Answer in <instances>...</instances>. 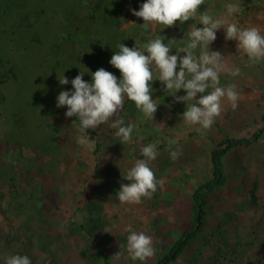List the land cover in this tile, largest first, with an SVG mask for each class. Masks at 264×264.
<instances>
[{"label": "rangeland", "instance_id": "rangeland-1", "mask_svg": "<svg viewBox=\"0 0 264 264\" xmlns=\"http://www.w3.org/2000/svg\"><path fill=\"white\" fill-rule=\"evenodd\" d=\"M145 2L110 1L95 11L89 2L81 0H0V56L4 64L0 67V145L19 142L24 157L31 159V163L63 175L61 189L65 191L55 216L57 230L63 237L54 244L51 253L38 248L30 250L20 231L27 213L16 209L10 187V177L16 173L21 160L11 152L0 150V230L6 235L0 239V264H5L6 255L15 254L27 255L32 264H90L89 236L75 224L85 222L84 207L92 201L103 203L106 224L99 240L113 257L121 253L119 260L114 259L115 264H141L132 261L127 254L129 228L151 236L155 255L143 264L157 263L165 253L157 243V221L165 211L162 197L168 185H176L174 193L179 209L166 210L167 222L184 229L188 213L180 212L185 211L195 188L210 177L214 143L220 142L226 134L236 138L251 137L262 127L264 60L251 62L246 54L238 51L236 41L226 40L221 28L210 49L219 51L226 59L228 71L220 74V86H237V109L233 110L224 99L221 114L210 129L188 125L182 118L187 105L176 103L163 90L165 86L155 80L151 82L152 98L158 106L154 119L145 117L134 102L118 113L124 126L136 125L131 143L122 144L116 137L117 129L111 124L117 117L93 130L94 133L87 132L95 140L91 149L77 143L80 128L74 119L66 117V107H57L61 91H74L71 80L83 72L84 81L91 83L90 73L104 68L119 81L122 74L110 64L118 43L129 48L137 45L142 50L144 43L159 35L167 38L165 43L172 38L179 42L195 23L194 20L184 24L177 22L167 28L149 25L145 30L141 27L143 19L131 11H139ZM230 3L240 5V11L229 17L231 22L258 27L264 35V0H205L199 11L209 8L215 18L225 13L224 6ZM171 54H176L175 48ZM236 69L239 75L232 76L230 72ZM3 73L6 77L1 75ZM63 75L69 84L59 83L58 77ZM176 95L184 96L186 92L180 90ZM1 96L7 97L6 103L2 104ZM14 114L25 118L24 128L14 123ZM148 144L156 145L158 155L150 162V167L158 180H164V185L158 186L150 199L142 198L139 204H121L117 193L122 183H130L122 174H126L137 159L143 158L140 149ZM172 151L179 153L175 160L171 158ZM245 154L246 159L237 156L228 162L229 185L210 198L215 208L196 243L203 241L216 227L230 222L234 213L245 219L234 234L240 235L242 242H248L249 235L264 226V210L250 209L240 214L232 202L242 180L241 164L264 168V138ZM217 197L222 198L221 201ZM167 222L161 221L159 225ZM204 251V257L213 254L208 245H204Z\"/></svg>", "mask_w": 264, "mask_h": 264}, {"label": "clouds", "instance_id": "clouds-1", "mask_svg": "<svg viewBox=\"0 0 264 264\" xmlns=\"http://www.w3.org/2000/svg\"><path fill=\"white\" fill-rule=\"evenodd\" d=\"M205 0H146L139 11L132 9V14L142 18L145 30L149 25L172 27L177 22L190 26L185 38L179 42L172 38L165 43L161 35L149 39L143 49L136 45L129 48L123 43L117 44V51L110 64L122 74V79L100 68L92 76L91 83L85 82L83 72L71 80L74 91H61L57 97V107L67 108L66 117H77L80 135L77 143L89 149L95 143L87 134L89 129L96 130L113 117L111 127L117 129L115 135L122 144L132 142L135 124L124 126V120L118 118L123 111L125 98L134 102L136 108L147 118L154 119L158 106L153 100L151 82L159 80L165 93L172 96L176 103L187 105L182 115L188 125H199L208 130L222 111V100L226 99L233 110L238 108L239 92L235 84L220 86V74L228 71L226 59L219 51H212L210 45L217 39L216 32L225 31L226 40L236 41L238 51L255 63L264 60V35L258 27L238 26L229 17L240 11V5H225V13L215 18L209 8L200 12ZM203 25L198 28L197 25ZM183 45V46H180ZM175 48L176 54H171ZM184 53L185 55H181ZM178 69V71H177ZM232 76L239 75V70H232ZM61 85L69 84L63 75L58 77ZM184 90L186 95H176ZM199 94V99L197 96ZM155 144L142 146L140 157L123 178L130 183H122L117 193L121 204H139L142 198H151L157 187H163L164 180L157 179L150 167V162L157 158ZM178 151L171 152L173 160L178 158ZM126 251L132 261L141 264L155 255L151 236L143 232L128 229ZM121 253L113 259L119 260ZM5 264H32L27 255H6Z\"/></svg>", "mask_w": 264, "mask_h": 264}, {"label": "trees", "instance_id": "trees-1", "mask_svg": "<svg viewBox=\"0 0 264 264\" xmlns=\"http://www.w3.org/2000/svg\"><path fill=\"white\" fill-rule=\"evenodd\" d=\"M81 1L89 2L91 8L97 11L110 1L123 3L129 0ZM3 65V58L0 56V67ZM1 75L6 77L5 73ZM1 98L4 100L2 104L6 103L7 97L1 96ZM132 103L127 99L124 102V107L128 108ZM13 116L14 123L22 128L26 126V120L22 115L14 114ZM261 118L262 127L253 136L236 138L226 134L220 142L214 143L210 155V177L195 188L185 211L180 212L182 215L183 212L188 213L184 229L167 222L168 212L166 210L170 207H173L174 210L179 209V203L174 193L176 185L173 183L168 185L166 193L162 197L163 210L165 211L157 221V236L159 237L157 243L165 253L155 264H180L181 260L184 261V264H264V226L260 227V231L256 230L251 233L248 242H242L240 235L234 234L245 223V219L237 213L231 214L230 222L210 231L209 235L201 241L203 244L195 241L207 226L208 216L210 217V213L215 208L210 198L214 194L224 191L229 185L228 162L237 156L245 158V152L253 150L255 144L264 138V110ZM72 119L80 128L78 118L72 117ZM87 132L94 133L92 129ZM99 146L101 144L98 142L97 148ZM21 148L19 142L8 141L4 142V145H0L1 151L11 152L17 160H21L19 164L17 163L16 173L10 177L13 203L18 211L27 213L26 218L21 222L20 231L25 235L30 250L38 248L44 253H51L54 244L63 237L57 230L55 216L65 197V191L61 189L64 177L52 169L47 170L31 163L32 160L24 157ZM240 170L242 180L238 187V195L232 199L233 204L240 214L250 209L263 211L264 168L242 163ZM217 198L220 201L222 199ZM218 199L215 200L217 204ZM103 210L102 202H89L84 207V211L87 213L85 222L75 224L77 229L86 232L89 236L90 264H115L111 252L103 249L99 240V235L103 232L106 224ZM161 221H165L167 224L159 225ZM4 238H6L5 232L0 230V239ZM204 245H208L213 250V254L208 258L204 257Z\"/></svg>", "mask_w": 264, "mask_h": 264}]
</instances>
